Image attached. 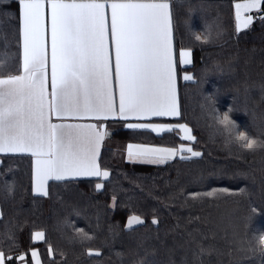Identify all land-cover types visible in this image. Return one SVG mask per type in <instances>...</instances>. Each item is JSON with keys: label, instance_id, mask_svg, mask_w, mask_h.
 I'll use <instances>...</instances> for the list:
<instances>
[{"label": "snow or ice", "instance_id": "6c2138e0", "mask_svg": "<svg viewBox=\"0 0 264 264\" xmlns=\"http://www.w3.org/2000/svg\"><path fill=\"white\" fill-rule=\"evenodd\" d=\"M15 2L18 47L15 55L6 49L0 59V155L30 160L35 195L48 197L50 182L84 178H93L96 190L104 189L111 176L102 161V148L110 136L109 121L124 122L128 129L148 130L160 137L175 134L182 141L176 146L129 143V161L159 166L203 157L195 147L198 138L193 128L180 122L178 68L185 82L196 78L181 68L193 63V49L177 47L173 0ZM232 7L235 33L250 29L254 19L264 22V0H236ZM195 11L189 9L190 13ZM202 26L208 33L205 42L224 35L219 17L211 24L202 17ZM186 28L200 41L190 20ZM214 96L205 94L204 106L226 144L252 153L264 152V120L256 136L239 131L240 125L230 115L233 107L220 112ZM2 187L5 194L14 191L8 181ZM219 191L230 193L228 188ZM190 195L196 199L200 193ZM112 200L115 207L116 197ZM261 212L264 205H250L243 228L233 230V264H242L247 257H258L264 264V232L251 227ZM144 223L142 216L131 214L125 227L135 230ZM151 223L158 225L159 220L154 216ZM73 231L77 235L72 239L80 243L93 238L83 229ZM4 237L13 243L17 239L11 228ZM34 242L46 244L48 255H53L45 231L35 230L28 246L15 257L0 249V264H43ZM203 251L195 254L192 264H200ZM87 255L99 257L101 252L89 248ZM49 264H55V259ZM135 264L149 262L137 259Z\"/></svg>", "mask_w": 264, "mask_h": 264}, {"label": "trees", "instance_id": "16d2710c", "mask_svg": "<svg viewBox=\"0 0 264 264\" xmlns=\"http://www.w3.org/2000/svg\"><path fill=\"white\" fill-rule=\"evenodd\" d=\"M232 5L231 0H173L175 41L178 48L193 49V63L184 70L196 78L181 82L180 122L193 128L198 138L195 147L203 157L161 166L121 164L114 147L105 145L102 161L111 176L104 189L96 190L91 178L50 182L49 196L41 197L31 191L30 160L5 156L0 165V249L15 257L28 246L33 231L44 230L53 255H48L43 242L32 245L43 264L53 258L55 264H135L137 259L149 264H192L201 249L200 264H233V230L243 228L250 205H264V152L227 145L216 131L217 122L206 114L204 96L215 93L220 112L233 107L230 115L241 130L257 135L264 120V22L256 19L250 29L235 33ZM190 8L196 11L190 13ZM202 17L210 24L219 17L224 35L205 42L208 33ZM189 20L200 41L187 30ZM15 34L12 10L0 7V59L6 49L14 54ZM108 126L114 142L165 146L182 142L175 134L160 137L148 130L128 129L120 121H109ZM4 181L14 185L13 193L5 194ZM223 188L230 193L219 191ZM214 189L213 195H207ZM193 192L200 193L199 198L193 199ZM113 196L115 207L110 206ZM131 214L142 216L145 223L127 229ZM154 216L158 225L151 223ZM251 227L264 232V212L255 215ZM8 228L17 237L15 243L4 237ZM73 228L93 238L83 243L73 240L77 235ZM89 248L99 249L101 255L88 256ZM242 264H260V260L247 257Z\"/></svg>", "mask_w": 264, "mask_h": 264}, {"label": "rangeland", "instance_id": "374dc122", "mask_svg": "<svg viewBox=\"0 0 264 264\" xmlns=\"http://www.w3.org/2000/svg\"><path fill=\"white\" fill-rule=\"evenodd\" d=\"M197 101V98L195 99V102ZM110 127H113L115 128V126H110ZM191 127V126H190ZM242 127L240 126L239 127V131H242L241 130ZM109 130H111L112 132V129L109 128ZM194 133V132H193ZM129 143H133V144H144V143H137V142H128V143H120V142H114L113 139H112V136H110L109 138H107L106 140V145L107 146H111V147H114V152H115V156H117V158L119 159V162L122 164V163H139V162H132V161H129L127 159V152H126V148H127V145ZM200 145V144H199ZM143 164V163H142ZM150 165V164H149ZM157 166V165H156ZM161 166V165H159ZM76 202H80L81 200L78 199V200H75ZM110 206H113V201L110 203ZM127 222V220H126ZM126 222H125V225H126Z\"/></svg>", "mask_w": 264, "mask_h": 264}, {"label": "crops", "instance_id": "0c3cea01", "mask_svg": "<svg viewBox=\"0 0 264 264\" xmlns=\"http://www.w3.org/2000/svg\"><path fill=\"white\" fill-rule=\"evenodd\" d=\"M232 1V3L234 4V2H236V0H231ZM10 7V9L12 10V14H13V16L15 17V10H16V8H17V4H16V2H15V0H0V7ZM234 8V7H233ZM235 11V10H234ZM16 19V18H15ZM256 19H254V21H255ZM16 31H17V23H16ZM18 47V45H17V43H16V34H15V51H16V48ZM13 55H15V52H14V54ZM191 65V64H190ZM190 65H187V66H181V68H186V67H188V66H190ZM178 72L180 73V79L178 80V87H179V89H180V85H181V82H185L183 79H182V75H183V71L181 72V70H180V68H178ZM108 129H109V126H108ZM109 132H110V136H112V132H111V130H109ZM109 136V137H110ZM108 137V138H109ZM107 140V139H106ZM106 140H105V142H104V145H103V148L105 147V145H106ZM103 148H102V151H103ZM3 157H5V156H3V155H0V160H3ZM27 158V157H26ZM1 165V164H0ZM84 179H89V178H84ZM91 179H93V178H91ZM0 211H2L1 210V205H0ZM1 218V217H0Z\"/></svg>", "mask_w": 264, "mask_h": 264}]
</instances>
